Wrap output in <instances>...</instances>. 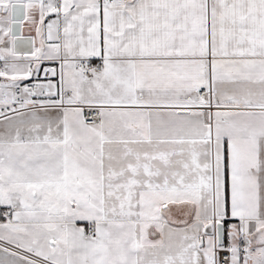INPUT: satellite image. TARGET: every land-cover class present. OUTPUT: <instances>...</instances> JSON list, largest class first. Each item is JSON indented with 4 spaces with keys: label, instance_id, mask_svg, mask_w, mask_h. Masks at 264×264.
<instances>
[{
    "label": "snow or ice",
    "instance_id": "obj_1",
    "mask_svg": "<svg viewBox=\"0 0 264 264\" xmlns=\"http://www.w3.org/2000/svg\"><path fill=\"white\" fill-rule=\"evenodd\" d=\"M0 61V264H264V0H0Z\"/></svg>",
    "mask_w": 264,
    "mask_h": 264
},
{
    "label": "crops",
    "instance_id": "obj_2",
    "mask_svg": "<svg viewBox=\"0 0 264 264\" xmlns=\"http://www.w3.org/2000/svg\"><path fill=\"white\" fill-rule=\"evenodd\" d=\"M46 23H47V20H46ZM21 35L24 37L25 40L36 39V46H39V39L36 38L34 28H33V26L30 23L24 22L23 27H22ZM27 47L28 46H26V45L22 46L20 48V51L21 52H25V49ZM48 66H50L49 62H44V64H42V66H41L42 71L40 73L39 79L42 82H46L45 79H44L43 68L44 67H48ZM33 79H36V78L34 77ZM52 79L55 80L56 78H52ZM38 114L41 115V116L45 115L43 110H38ZM48 115L49 116H55V112H49ZM8 211H10V209H8L7 207H0V223L6 222L5 216L3 214L5 212H8Z\"/></svg>",
    "mask_w": 264,
    "mask_h": 264
},
{
    "label": "built area",
    "instance_id": "obj_3",
    "mask_svg": "<svg viewBox=\"0 0 264 264\" xmlns=\"http://www.w3.org/2000/svg\"><path fill=\"white\" fill-rule=\"evenodd\" d=\"M2 67H3V61H0V68H2ZM34 81H35V79H33L32 81H25V82H22V85L24 83H32ZM0 82H3V78H0ZM9 115H11V113H9Z\"/></svg>",
    "mask_w": 264,
    "mask_h": 264
}]
</instances>
